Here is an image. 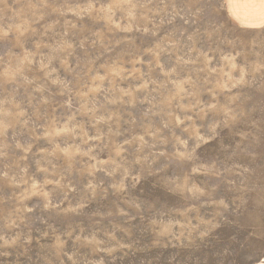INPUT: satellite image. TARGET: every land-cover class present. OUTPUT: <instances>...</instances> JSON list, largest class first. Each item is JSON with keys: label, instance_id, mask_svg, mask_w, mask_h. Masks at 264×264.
<instances>
[{"label": "rangeland", "instance_id": "374dc122", "mask_svg": "<svg viewBox=\"0 0 264 264\" xmlns=\"http://www.w3.org/2000/svg\"><path fill=\"white\" fill-rule=\"evenodd\" d=\"M0 264H264V30L0 0Z\"/></svg>", "mask_w": 264, "mask_h": 264}, {"label": "crops", "instance_id": "0c3cea01", "mask_svg": "<svg viewBox=\"0 0 264 264\" xmlns=\"http://www.w3.org/2000/svg\"><path fill=\"white\" fill-rule=\"evenodd\" d=\"M227 7L232 19L246 29L264 30V0H227Z\"/></svg>", "mask_w": 264, "mask_h": 264}, {"label": "bare ground", "instance_id": "6f19581e", "mask_svg": "<svg viewBox=\"0 0 264 264\" xmlns=\"http://www.w3.org/2000/svg\"><path fill=\"white\" fill-rule=\"evenodd\" d=\"M243 2V1H242Z\"/></svg>", "mask_w": 264, "mask_h": 264}]
</instances>
